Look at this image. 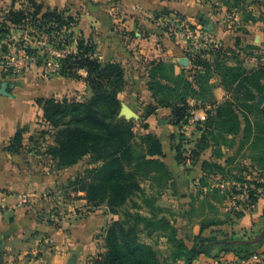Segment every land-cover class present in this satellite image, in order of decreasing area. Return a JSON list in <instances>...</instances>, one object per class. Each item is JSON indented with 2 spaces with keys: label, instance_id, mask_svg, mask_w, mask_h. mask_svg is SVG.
<instances>
[{
  "label": "crops",
  "instance_id": "crops-1",
  "mask_svg": "<svg viewBox=\"0 0 264 264\" xmlns=\"http://www.w3.org/2000/svg\"><path fill=\"white\" fill-rule=\"evenodd\" d=\"M38 1L45 3L44 11L54 7L79 8L78 21L62 30L70 29L65 41L73 48L72 53L78 52V41L84 35L94 45L92 57L105 62L117 61L124 67L127 84L119 94L122 109L124 105L130 106L136 114L128 118L142 122L141 133L153 132L162 141V159L172 178L157 202L170 207L172 215L178 217L180 235L186 243L191 247L199 234L218 239L239 237L257 244L258 250L264 252V189L258 188V198L253 201L248 190L254 188V183L230 179L204 167L205 161L219 162L227 165L232 173L242 169L249 179L259 177L264 181V166L256 165L249 142L243 143L244 133L235 135L232 146L223 145L221 156L210 146L192 159L190 146L199 136L196 130L193 139L185 138V159L180 161L177 146L181 129L172 121V109L158 106L155 112L145 115L148 105L158 104L149 88L154 64L165 61L174 65L176 74L190 75L193 67L190 56L198 54L189 40L171 31V18L183 16L192 26L207 30L199 17L202 13L212 23V26L208 24L211 27L208 31L219 42V47L223 46V41L230 40L231 30H226L218 21L220 12L212 11V0ZM14 2L10 9L31 8L29 5L18 7ZM7 40L0 38L1 65L5 64L1 58H7L9 51ZM182 58H187L188 62L184 64ZM46 61L10 66L12 72L0 65V84L11 83L7 89L0 88V264H70L72 260L76 264H88L100 253L99 242L104 239L114 216L107 204L98 207L88 204L83 191L67 195L63 190L71 177L91 164L80 160L67 167L58 166L47 149L42 147L41 152H37L29 147L40 126L38 122L34 125L33 104L43 119V109L38 104L40 98L64 97L71 90L79 100L93 94L85 69H80V78L66 77L59 73L60 68L52 71L51 63ZM38 63L41 64L38 67H42L39 78L34 67L26 72L29 66ZM215 94L220 102L227 98L222 86L215 88ZM261 95L257 101L264 105L259 102ZM190 102L196 104L194 99ZM19 130L23 132V146L12 151L9 145ZM143 184L148 187L147 182ZM22 194L29 195V202L17 205ZM239 256L236 250H221L218 255L201 254L193 264H236Z\"/></svg>",
  "mask_w": 264,
  "mask_h": 264
},
{
  "label": "trees",
  "instance_id": "trees-1",
  "mask_svg": "<svg viewBox=\"0 0 264 264\" xmlns=\"http://www.w3.org/2000/svg\"><path fill=\"white\" fill-rule=\"evenodd\" d=\"M222 1L230 3V0ZM30 3L32 8H11L2 14L1 39L7 31L31 19L37 21L39 28L54 34L56 40L63 29L80 17L77 7H54L44 11L43 1L30 0ZM258 20L264 22V14L252 15V22ZM78 44L76 54L69 53L61 58L59 73L80 78V69H85L92 96L88 100L43 97L38 104L43 109V119L53 129V141L47 152L56 164L67 167L87 156L91 163L97 164L71 177L63 185L65 194L83 191L91 206L107 204L112 213L119 214L105 230V252L99 253L88 264H160L157 249L145 236L156 241L166 239L172 258L184 260L186 264H193L201 254L218 255L221 250H236L240 258L258 250L257 244L239 237L218 239L199 234L191 247L186 243L180 235L178 217L172 215L170 207L157 202L172 178L162 159V141L153 132H137L136 119L126 117L122 112L119 94L127 84L124 67L117 61L105 62L92 57L94 45L84 35ZM259 57L257 65L247 67L239 52L221 46L190 56L193 63L190 75L176 74L174 65L165 61L154 64L150 70L149 88L158 104L148 105L145 115L155 112L158 106L172 109V121L181 129L177 146L180 161L185 159L186 142L182 129L192 108L190 100L194 99L195 106L208 110V118L197 124L199 136L190 146L192 159L210 146L217 156H221L223 145L232 146L235 135L243 132V143L249 142L256 165L264 166V105L257 101L264 93V54ZM8 71L12 72L11 69ZM218 85L227 92V98L221 102L215 94ZM22 146L23 132L19 130L9 149L18 151ZM226 166L214 161L204 162L206 170L254 183V188L248 192L256 201L258 188L264 189V181L259 177L249 179L242 169L232 173ZM166 213L171 214L169 220Z\"/></svg>",
  "mask_w": 264,
  "mask_h": 264
},
{
  "label": "rangeland",
  "instance_id": "rangeland-1",
  "mask_svg": "<svg viewBox=\"0 0 264 264\" xmlns=\"http://www.w3.org/2000/svg\"><path fill=\"white\" fill-rule=\"evenodd\" d=\"M16 1V6L18 7H24V6H31L30 2L28 0H0V17L6 10H9L10 7L12 6L13 3ZM212 2V11L215 13L220 12V16L218 15L217 18H219V22L221 24L225 25L223 26L226 30H231L230 31V40L226 41L224 43L223 41V46L229 49H235L237 52H239V57L245 61L246 65L249 67H252L254 65H257L258 62H260V57L259 55L264 54V22L261 20L251 22V17L253 16H260L264 14V0H241L239 2L235 0H230L229 4H225L223 1L222 3L220 1H211ZM32 8V7H31ZM215 15V14H214ZM230 26V28H228ZM41 29L42 32L47 33L48 31L44 28H39L37 21L34 20H29L25 22L24 24H21L19 26H16L15 28H12L11 30L7 31L5 33L6 39H8L6 42L8 43H15L17 46L24 44L25 42H29L30 44L32 43L35 44L36 41H39L41 39V33L39 35L36 34V30ZM51 34V33H50ZM11 36L15 37L13 40L10 41ZM55 35L52 34V37ZM70 36V29L66 30L65 32H61L58 36V40L56 39L57 42H61L60 40H63L64 38H68ZM229 42V43H227ZM62 43V42H61ZM7 44V43H6ZM68 45V44H66ZM71 49V45H68ZM31 51L30 53H33L35 55L36 59L34 60L35 63L38 61L40 63H43V61L52 62L55 60V54H53L54 50H50L48 52L44 51L43 53L37 52V49H33V47H30ZM231 51V50H229ZM1 53H3V50L0 45V57H2ZM4 57V55H3ZM42 58V60H41ZM1 60H5V64L1 65L2 69L4 68H9L10 65H8V60L7 58H1ZM7 62V63H6ZM40 63L33 64L28 67L26 70L29 71L34 67L36 69V77L39 78L42 74V67H38V65H41ZM52 64V63H51ZM6 65V66H5ZM12 69V68H9ZM53 71V70H52ZM50 75V74H49ZM54 75V72L53 74ZM8 82H3L0 84L1 90H4L5 88L7 89L8 87L11 86V83ZM22 83V82H21ZM19 83L21 87L23 85ZM71 83V82H70ZM72 84V83H71ZM71 88V85H69ZM73 89H76L75 86ZM64 96V94L62 95ZM70 100L77 99L79 96L76 94L74 90H71L69 93L65 95ZM89 98H85V100H88ZM84 100V99H83ZM34 101V100H33ZM35 102V101H34ZM38 109L37 107L33 104V121L35 122L34 125L36 126V122L40 126H38L39 130L36 131L35 135L33 138L30 140L29 147L36 150L37 152H41V148L47 149L48 145L50 144L51 140L53 139V129L50 125L46 123L45 120L42 119V115L38 114ZM42 119V121H41ZM142 122L137 121L136 122V131L137 132H142ZM40 134V135H39ZM186 135V134H185ZM192 135H196L193 133ZM199 135V134H198ZM187 138V137H185ZM50 142L48 143V141ZM84 162L91 168L97 164L91 163L90 162V157L87 156L83 159ZM86 164V165H87ZM83 168V164L81 165ZM82 170V169H81ZM84 170V168H83ZM85 171V170H84ZM79 171L78 173H80ZM258 172V171H257ZM258 175V173H257ZM247 176V175H246ZM254 176V175H253ZM251 176V178L253 177ZM248 177V176H247ZM254 179V178H252ZM165 203H172L170 200H165ZM174 208H177L176 206ZM167 215H171L170 213H166ZM112 221L114 219L119 218V214H113ZM110 224V223H109ZM108 224V225H109ZM108 227V226H107ZM147 240L152 242L154 244V247L158 251V257L160 260V264H186L184 260H176L172 258V256L169 253V248L170 245L166 242V239L161 238L159 241H156L153 237H147ZM99 252L103 253L105 252V239H102V241L99 242Z\"/></svg>",
  "mask_w": 264,
  "mask_h": 264
},
{
  "label": "built area",
  "instance_id": "built-area-1",
  "mask_svg": "<svg viewBox=\"0 0 264 264\" xmlns=\"http://www.w3.org/2000/svg\"><path fill=\"white\" fill-rule=\"evenodd\" d=\"M170 29L172 32L177 34L178 36L184 37L186 40H189L193 46L195 53H200L204 50L217 48L219 47V42L214 38V36L205 29L194 27L183 17H174L169 20ZM41 33V39L36 41L35 44L32 45L29 42H25L22 45L17 46L15 43H9V51L7 53L8 65L10 66H28L35 59V55L30 53V47L33 49H37L39 53H43L44 51L48 52L50 50H54L53 54H55V60L51 63V70L59 69L61 67L63 56H66L69 53H72L73 48L68 47L65 38L60 40L61 42H57L52 37V34L49 32H42L41 29L36 30V34L39 35ZM13 36H11V40H13ZM45 53V52H44ZM208 118V110L203 106H195L192 105L190 110V114L188 117V122L185 127L182 129L184 131L187 139H193V133L197 130V124L204 123ZM198 131V130H197ZM29 202V195L22 194L19 196L17 201V205H23ZM236 264H264V252L261 250H256L250 252L247 256L241 257L237 260Z\"/></svg>",
  "mask_w": 264,
  "mask_h": 264
},
{
  "label": "water",
  "instance_id": "water-1",
  "mask_svg": "<svg viewBox=\"0 0 264 264\" xmlns=\"http://www.w3.org/2000/svg\"><path fill=\"white\" fill-rule=\"evenodd\" d=\"M199 17L202 19V23L206 26V29L207 30H210L211 27H209L208 24H210V26H212V23L209 21L208 17L207 16H204L202 13L199 14ZM182 62L184 64H186L188 62V59L187 58H182L181 59ZM259 102L260 103H263L264 102V94H262L259 98ZM122 112L127 116V117H131L132 115H135L136 113L134 112V110L128 106V105H124L123 109H122ZM2 261V251L0 249V262ZM70 264H76L73 260L71 261Z\"/></svg>",
  "mask_w": 264,
  "mask_h": 264
}]
</instances>
